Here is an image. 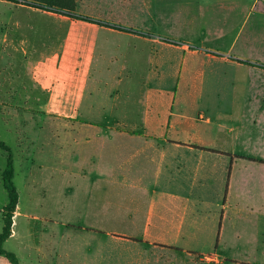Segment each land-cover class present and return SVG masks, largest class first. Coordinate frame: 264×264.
<instances>
[{
    "label": "crops",
    "instance_id": "1",
    "mask_svg": "<svg viewBox=\"0 0 264 264\" xmlns=\"http://www.w3.org/2000/svg\"><path fill=\"white\" fill-rule=\"evenodd\" d=\"M68 3L0 0L2 42L14 29L24 43L38 29L32 18L77 22L92 35L84 53L106 54L101 75L89 74L91 61L75 77L36 56L23 61L22 90H0V115L27 114L56 138L49 161L44 140L22 136L26 206L17 202L3 243L21 242L22 216L28 264H264V129L245 125L264 46L253 24L240 41L264 0Z\"/></svg>",
    "mask_w": 264,
    "mask_h": 264
},
{
    "label": "rangeland",
    "instance_id": "2",
    "mask_svg": "<svg viewBox=\"0 0 264 264\" xmlns=\"http://www.w3.org/2000/svg\"><path fill=\"white\" fill-rule=\"evenodd\" d=\"M51 4L53 0H38ZM69 1L68 8L69 10H73L75 3L74 0H64ZM5 8V9H4ZM7 6L0 5V11H6ZM27 12V13H26ZM25 14H33L32 11H26ZM89 12V11H88ZM38 27L37 31L32 36H24V43H20V39L22 37L14 35V29H11L10 35L5 36L7 42H2V31H0V90H4L7 83H11L12 87H16L17 90H22L29 81L28 76H23L24 73V63L23 61L29 60L34 61L35 57H40L41 60L47 62L48 71L51 73L53 71H60V75L69 76H78L79 74L76 72L75 68L85 67L90 63V67L92 69L88 70L89 74L94 75V71L99 70L96 69V65L102 61H106L104 52H95L84 53L83 50L87 49V46L91 44L92 35L86 34L82 35L78 33V29H89V26H78L76 23H65L64 26L55 25L53 27L50 21H43L42 19H29L28 23H34ZM256 25L257 36H256V44L257 47L264 46V17L263 19H256L255 15L252 14L250 20H248V24L245 25L240 41H243L244 38H248L249 34H247V28ZM7 31V30H6ZM59 32L63 35L57 38L53 35L54 32ZM9 32V31H8ZM101 36V37H100ZM98 36V39L105 38L104 35ZM62 38L65 39L62 42ZM17 47L16 51L13 49ZM62 46H66L64 49ZM83 47V48H82ZM60 48V49H59ZM25 49L27 52V56H21V50ZM86 54V55H85ZM142 63H146V58L142 57ZM113 68V65H111ZM62 70V71H61ZM113 70V69H111ZM95 75H101L102 72H96ZM147 74V64H143L142 75ZM108 75V74H106ZM110 75V74H109ZM128 74H123V76ZM117 76L116 74H112L111 77ZM120 76V75H118ZM128 82H132V79L136 77V72H131L128 76ZM251 85L250 90L252 93H258V97L252 100L250 103L251 109H253L254 115L248 116L245 119L250 121L246 122L245 125L251 126L253 128L258 129V131H262L264 129V78H261L258 74L251 75ZM20 81L22 84L20 85ZM17 83V84H16ZM123 86V85H122ZM122 86L120 89H122ZM131 86V85H130ZM261 93V94H260ZM13 115V116H11ZM0 140L3 141L12 151L13 155V165L14 170L16 172L15 177V187L20 191L18 194V202L20 204V208L23 210L26 206L24 204V192H23V182H24V164H20L19 155L24 154L25 151V143L23 142L24 135L32 136L33 141L44 140V154L45 158L50 159L53 158L54 153L56 152V145L53 143L56 138L52 137V133L48 131H44L42 133L33 130L36 124L35 118H30L27 114L23 116L15 115L12 113H6L0 115ZM39 119V118H37ZM9 128L11 131H8ZM262 129V130H261ZM241 133V131H240ZM264 139V134L262 135ZM36 157L39 159L42 153H40L39 146L36 149ZM36 158V160H37ZM6 154L0 150V166L2 165V160L5 161ZM53 162L48 163V169L50 166L52 167ZM34 172L38 169L36 165L33 167ZM1 185V184H0ZM4 202H7V194L2 188H0V207ZM28 209V207H27ZM39 210L38 207H31L29 210L30 214L41 215L43 212ZM17 225L15 229L19 231V235H22L21 242L19 239L16 241L14 239H9L7 242L3 243L2 248L8 252L14 254L18 264H28L27 261V252L25 251L26 242L23 239V236L26 235L27 230L24 226L25 218L19 216L16 218ZM2 228V219L0 213V231ZM0 264H10L7 257L5 255H0Z\"/></svg>",
    "mask_w": 264,
    "mask_h": 264
},
{
    "label": "trees",
    "instance_id": "3",
    "mask_svg": "<svg viewBox=\"0 0 264 264\" xmlns=\"http://www.w3.org/2000/svg\"><path fill=\"white\" fill-rule=\"evenodd\" d=\"M0 150L6 154V164L1 172V180H2L3 188L5 189L7 194V202L1 210L2 228L0 231V255H5L8 261L10 262V264H18L14 254L2 248L3 242L9 237L11 232L12 216L14 214L18 202V193L13 182L14 165H13L12 151L1 140H0Z\"/></svg>",
    "mask_w": 264,
    "mask_h": 264
}]
</instances>
